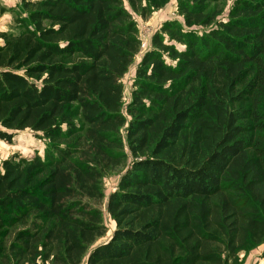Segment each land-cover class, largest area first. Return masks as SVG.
Here are the masks:
<instances>
[{
    "label": "trees",
    "instance_id": "trees-1",
    "mask_svg": "<svg viewBox=\"0 0 264 264\" xmlns=\"http://www.w3.org/2000/svg\"><path fill=\"white\" fill-rule=\"evenodd\" d=\"M219 1L177 0L183 24L164 23L136 67L126 108L134 161L108 197L115 230L86 264H223L215 247L233 255L264 242V145L242 123L248 114L264 129V0H226V22L206 12ZM124 2L144 16L158 8L20 0L26 25L0 32V142L27 130L47 141L42 162H3L0 260L30 263L43 251L53 264H81L106 233L100 180L121 162V80L141 46ZM245 100L248 111L233 109ZM73 104L83 145L68 142Z\"/></svg>",
    "mask_w": 264,
    "mask_h": 264
},
{
    "label": "rangeland",
    "instance_id": "rangeland-1",
    "mask_svg": "<svg viewBox=\"0 0 264 264\" xmlns=\"http://www.w3.org/2000/svg\"><path fill=\"white\" fill-rule=\"evenodd\" d=\"M234 1V0H233ZM233 1L221 0L219 2H209L207 3V13L216 12L218 14L216 21L226 22L228 13L233 5ZM155 5H157V10L152 11L150 14L144 16L140 13H134L128 8L126 2H124L125 8L131 14L133 21L136 23L138 29V36L141 43L140 50L138 54L134 57L132 65L129 67L128 72L125 74L121 83L123 85V97H122V109L121 113L127 119V124L120 130V136L123 142V149L119 156L121 157L120 165L115 168H110L108 170H103L102 178L100 180V188L103 194L102 202L99 204L98 208L102 213L103 224L106 228V233L103 237L98 239L95 244L88 250L87 254L83 258L81 264H86L87 256L89 252L97 245L106 243L112 236L115 230V223L109 217L106 211V205L108 197L116 191L120 178L123 176L125 171L131 166L134 159L128 150V143L126 138V131L128 128V123L131 118L126 112V108L132 99V92L134 91L135 83V71L136 67L141 61L142 56L145 51L150 48L151 38L160 30L161 26L166 22L177 21L183 24V19L178 16L177 13V0H155ZM25 15L22 14L20 10V0H0V32L8 33H18L22 31V26L26 25L23 21ZM22 21V23H21ZM212 28H202V27H191L188 30L198 35L207 34ZM187 30V29H186ZM2 44V42H0ZM251 100L244 101L240 104L233 106L235 111H248L251 108ZM257 110L259 113H264V104L260 105ZM67 114L71 119L73 124L72 130L74 134L70 137L68 142L79 143L83 145L85 141V131L86 126L81 121L80 110L77 105L73 104L67 108ZM246 119L242 122L248 125L249 131L248 135L253 138V144L264 145V129L262 126L255 123L251 118V115H245ZM255 124H257L255 126ZM63 129L67 131V127L64 126ZM67 142V143H68ZM47 141L41 138V135H36L31 131L17 132L14 134L11 145H6L0 142V175L3 174L2 165L4 161L13 160L18 163L32 164L37 162H42L44 151L46 149ZM249 156H253L254 148L251 145L247 148ZM52 222L45 221L43 223L44 227L51 226ZM20 229V227L13 228ZM10 231V232H11ZM8 241L10 237L6 238ZM218 253L221 255L223 264H264V242L261 245L253 246L251 244L246 245L234 252L233 255H229L226 249L215 247ZM42 251V250H41ZM44 252L40 257H36L32 262H19L18 264H53L52 255L49 259L43 260ZM17 261L12 256L8 255L4 259L0 260V264H17Z\"/></svg>",
    "mask_w": 264,
    "mask_h": 264
}]
</instances>
